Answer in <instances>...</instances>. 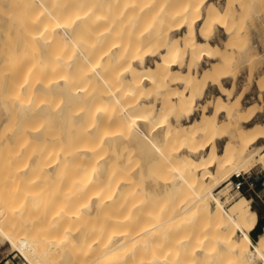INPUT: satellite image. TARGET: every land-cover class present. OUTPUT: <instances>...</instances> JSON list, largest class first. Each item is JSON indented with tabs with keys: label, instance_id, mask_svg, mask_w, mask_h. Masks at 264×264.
Instances as JSON below:
<instances>
[{
	"label": "bare ground",
	"instance_id": "1",
	"mask_svg": "<svg viewBox=\"0 0 264 264\" xmlns=\"http://www.w3.org/2000/svg\"><path fill=\"white\" fill-rule=\"evenodd\" d=\"M23 1L22 8L28 3L26 7L33 14H46L59 25L48 36L34 33L33 39L40 41L43 48L50 45L47 39H55L60 45V52L55 53L56 58L53 57L58 61L55 68V65L49 66L46 62V58H50L51 47L48 53L42 48L46 60H37V69L32 71V66H27L36 58L29 50L31 46L28 47L31 34L28 32V37L27 33L22 36L26 31L20 33L21 37L25 36V41L28 39L27 43L23 42L28 45L24 46L20 43L23 38L15 33L17 29L14 30L19 36L16 37L19 43L24 46L21 48L28 47L31 53L26 54L27 57L30 55L29 60L25 56L27 49H23V57L27 58L24 59L25 64L31 67V71L23 63L20 70L17 64L19 71H12L17 72L13 75L19 78L18 83L15 82L18 92L29 95L22 96L17 92V96L22 97L18 98L19 101L23 98L27 100L23 105L27 109L19 116V121L17 119L16 124L19 125L12 128L5 138L0 133V148H12L8 160L3 162L5 170L10 180H19L15 187L11 185L15 189L13 193L3 194V189L0 190V221L5 224V227H0L1 243L9 244L31 264H236L238 259L241 264H264V223H260L257 212L246 205L243 197L230 209H226L223 201L231 189L232 176L245 173L242 169L254 159H258L264 168V152H261L264 147H257L258 141L264 139V124L246 128L238 140L239 149H234L235 155L239 156H234L233 152L230 157L224 158L223 152L219 151L218 142L224 139L225 144L230 142V137L224 133V123L229 119L226 122L221 120V116L227 117L223 98L233 99L236 91V82L231 76H225L231 74V61H235L233 54H237L233 53L232 46L239 40V35L230 25L239 15L236 1L182 0V5L180 0L176 4L171 0L176 6L179 3L180 7L172 5L170 8L166 6L167 2L162 3L160 10L155 7L156 12L167 20L173 19L172 23L177 20L176 28L172 25L173 34L177 32V35L171 37L170 31L165 34L159 31L154 36L152 31L157 29L152 30V26L131 25L139 39L144 38L142 35L154 34L153 38L149 36L152 38L150 44L147 43L149 46L143 45L150 49H145L143 53L139 45L141 40L135 42L136 52L127 50L125 32L130 27L128 24L135 20L132 19L131 23L130 19L128 24L125 22L128 25L125 31L126 11L113 12L116 5L126 3V0H92L89 7H86L89 0ZM216 2L226 3V6L222 9L221 4ZM147 3L143 2L141 6L139 0L136 7L129 4L131 16L137 12L135 19L139 18L141 11L145 13L149 9ZM66 7H81L76 18L73 17L74 25L71 27L77 30L87 26V32L75 33V29L72 30L68 24L60 25L56 16L59 9L66 14ZM22 8L18 10L22 11ZM19 15L23 16L22 13ZM38 23L43 22L40 19ZM221 32L226 36L222 44H227L225 48L217 41ZM133 36L130 38H136ZM142 41L144 44L145 41ZM19 43L16 42V45ZM249 47L254 52V48ZM19 50L18 47L17 52ZM255 52L259 53L256 49ZM9 53H4L6 58H11ZM260 55L264 56L263 53ZM150 60L152 65L148 64ZM207 62L210 66L200 71V67ZM225 68H229V73L226 74ZM9 73L5 75L12 77ZM9 77L7 83L11 81ZM226 80L233 81L234 86L231 84L232 88H225L223 84ZM12 84L11 87L6 86L11 90L3 92L13 91ZM209 88L218 89L221 95L200 104ZM146 90L154 95H144ZM51 94L61 95L58 107L54 105L57 122H53V114L47 117L51 120L48 123L57 126L55 135L47 133L42 126H33V118H39L41 123V117L46 118L49 114L48 101L52 104L49 99H53ZM7 98L13 101L10 95ZM36 100L43 104H38ZM230 102L233 104L235 101L230 99ZM17 103L19 105L20 102ZM238 104L235 103V106ZM245 110L239 107L240 112ZM12 112L9 115H18L17 110ZM101 129L108 131L95 135ZM173 141H177V145L182 141L184 145L178 151L175 150L177 145L174 150L171 149L175 153L172 158H176H173L175 162L172 165L170 154H166L169 150L166 152L164 148ZM44 144L53 147L45 149ZM124 144L127 148L133 146L137 151L131 154L133 158L130 157V160L138 156L141 158L119 170L111 163L114 169L110 170L109 162L116 155L114 151H119L117 147ZM106 146L112 148L106 149L110 150L107 153L104 152ZM107 154L114 156L111 159ZM159 159L163 166L166 163L164 167L167 169L163 171L167 174L161 171L164 177L160 174V179H157L155 177L160 172L155 174V164ZM113 162L119 166V160ZM171 169L175 172L171 173ZM169 173L172 175L169 176ZM175 174L177 177H173ZM20 180L24 181L23 184ZM189 187L195 188L194 191ZM165 194L167 198L162 199L165 202L156 200V204H152V196L156 198L155 195ZM167 199H170L169 202ZM159 203L160 206L164 203L166 208L162 209L168 215L165 213L166 216H163L162 212L152 209L151 206L155 208ZM168 206H171L169 210ZM92 220L102 223L95 222L96 226Z\"/></svg>",
	"mask_w": 264,
	"mask_h": 264
},
{
	"label": "rangeland",
	"instance_id": "2",
	"mask_svg": "<svg viewBox=\"0 0 264 264\" xmlns=\"http://www.w3.org/2000/svg\"><path fill=\"white\" fill-rule=\"evenodd\" d=\"M19 1V2H18ZM27 1V0H26ZM29 1V0H28ZM27 1V2H28ZM85 1H87V0H85ZM85 1H84V3H85ZM94 1V0H93ZM93 1L92 0H89L88 2H86V7H89V6H91L92 5V3H93ZM134 1V2H133ZM137 2L139 1V0H136ZM135 0H126V3H125V1L121 4H119L118 6L116 5L115 7H114V10H113V12H114V14H116V13H119L120 12V10H122V9H124L126 12H125V21L123 22L124 23V25H126V27H125V31H126V29L128 28L127 26L128 25H130V27L132 28V26L134 25V26H137V25H140L141 27H148L147 25H149V27L150 26H152L153 28H152V30H154V29H157V31L155 32V31H152L153 33H155V35L154 34H150L149 33V35H142V36H144V38L142 37V38H137V35L136 34H134L135 33V29H133L134 30V32L132 31V29L129 27V29L125 32L126 33V37H125V40H126V42H127V50L128 51H132V52H136V49L135 48H137V43H135V42H138V41H140L141 40V44H139V45H141L140 47L142 48L140 51H141V53H143L144 51H145V49L147 50V49H150V47H147V45L149 46V44H150V38L151 37H149L150 35L152 36V38H153V35L154 36H156V34H158L157 32H159V31H161V32H164L163 34H165V32L167 33V31H170L169 33H170V36L171 37H174V36H176L177 35V32H176V34H173V33H175V30H174V27L176 28V26H177V24H178V22H177V20H174V22L172 23V21H173V19L170 21V20H167V19H165L164 17H160V15H159V13L158 12H156V11H158V10H160L161 9V7H162V3H164V2H167V4H166V6H168V8H170L172 5V7H174V5L177 3V1H179V0H173L174 1V3L170 0V3H172L171 5H170V3H169V0H140V4L142 3V5L141 6H143V2H148L147 4L149 5V9L145 12V13H143L142 11L140 12L142 15L141 16H139V18H136L135 19V16L136 17H138V15H134V14H137V12H134V13H132V16H131V13H130V11L132 10H130V7H128V6H130L129 4H131V6H133V5H135L134 7H136V5H137V2H136ZM176 1V2H175ZM181 1V3L180 4H184V3H182L183 1L182 0H180ZM186 1V0H185ZM184 1V2H185ZM189 0H187V2H188ZM236 1V2H235ZM243 1V0H242ZM250 1H252V2H250ZM0 56H3L4 58H2V57H0V133H1V135H2V137H3V134H4V138H5V135H7V134H9V131L12 129V128H15V126L17 125L16 124V121H17V119H18V121H19V116L24 112V111H26V107H24L23 105H26V101L27 100H25L24 98H23V102L20 100L19 101V97L20 98H22L21 96H17L18 94H20V95H22L23 93H21V92H18V88H17V85H15V82H17L18 83V75H16L17 77L15 78V76L13 75V74H17V72L16 73H13L14 71H19L20 70V68L21 67H23V66H21L22 65V63H23V65L25 66V67H27V66H29V64L32 66V71H35V69H37L36 68V63H38V62H40V61H43L44 59H45V55H44V53L43 52H47V50H48V48L49 47H51L49 50H51V51H49V59L48 58H46L47 59V65H49V66H54L55 65V68H56V64L58 63V61L56 60V59H54L53 60V57L54 58H56L57 56L55 55V53L56 52H60L58 49H59V47H60V45L59 44H57V40H55V39H52L51 41H50V39H47V41H49V47H42V45H41V42L40 41H36V40H34L33 39V36H34V33H44L45 34V36H48L49 35V32L50 31H52L53 29H56L57 27H59V25H57L56 24V22L53 20V18L51 17H48V16H46V14H41L40 13V15H37L35 12H34V14L35 15H37V16H35L34 14H33V11L32 10H30L29 9V7H26V5L28 6V3L27 2H25V6H24V8H22L23 7V0H0ZM91 2V3H90ZM131 2V3H130ZM156 2V3H155ZM234 2H235V4L237 5V7L240 9L239 10V12H238V14L239 15H236V20H232L231 21V27L235 30V34H237V35H239V40H236V42L234 43L235 45L234 46H232V50H233V53H237L236 55L235 54H233L234 55V59H235V61L234 60H232V57H231V59L230 60H232L231 61V67H232V72H231V74L229 73V68H227L228 70H226V68L224 69V71L226 72V74L227 73H229V74H227V75H225V76H231L232 78H233V80H234V82H236L237 84H236V91L233 93V95L232 96H241V98L242 99H244L245 98V96H248V98H247V103L246 104H244L245 106H249V104L250 103H254L255 105H256V107H257V111H260V110H263L264 111V56L262 55H260L259 53L257 54V52H255V49L256 50H258L259 48H261V45L262 44H264V32H263V29H264V26H263V24H264V4H262V3H264V0H246V2H242V3H238L239 1H237V0H234ZM248 2V3H247ZM19 3V4H18ZM83 3V4H84ZM186 3V2H185ZM216 3H218V4H221V8L222 9H224V7L226 6L225 4L226 3H224V5H223V3H219V2H216ZM2 4V5H1ZM4 4H6V5H4ZM8 4V5H7ZM127 4V5H126ZM180 4L178 3L177 4V6L176 7H180ZM240 4V5H239ZM4 5V6H3ZM16 5H19V7H20V9L22 8L23 10L22 11H19L18 9H19V7H17ZM85 5V4H84ZM88 5V6H87ZM154 5H156V6H154ZM179 5V6H178ZM181 5V6H182ZM249 5V6H248ZM10 6H11V8H10ZM2 7L4 8V7H6V8H4L3 10H2ZM7 7L8 8H10V9H7ZM13 7H15L14 9H13ZM16 7L18 8L17 10H16ZM26 7V8H25ZM120 7V8H119ZM158 9H156V8ZM248 7H249V9H248ZM76 8H77V10L78 9H80L81 7H66V9L64 10V11H66L67 13L66 14H63V13H65V12H63V10H61V9H59V12L57 13V16H56V18H57V21L60 23V25H67L68 27L70 26L71 27V25L73 24V20H74V18H76V13H78L79 11H81V9L80 10H76ZM133 8V7H132ZM135 9V8H134ZM15 10V11H14ZM75 10V11H74ZM83 10V9H82ZM261 10V11H260ZM9 11H10V13H9ZM17 11H19V13H17ZM24 12V13H23ZM205 12V11H204ZM12 13H14V14H12ZM22 13V15L23 16H21V15H19V14H21ZM258 13V14H257ZM18 16H17V15ZM69 14V15H68ZM156 14V15H155ZM13 15V16H12ZM14 15H16V16H14ZM44 15H45V17H44ZM71 15V16H70ZM76 15V16H75ZM126 15H127V17H126ZM130 15V16H129ZM157 15H159V17L157 16ZM205 15V14H204ZM257 15H261V17L259 18L258 17V19L260 20V23H259V20L257 19ZM61 16V17H60ZM63 16H65V17H63ZM70 16V17H69ZM144 16V17H143ZM146 16V17H145ZM32 17H34V18H32ZM44 17V18H43ZM66 18V20L65 19H63V18ZM67 17H69L68 19H67ZM74 17V18H73ZM140 17H142V18H140ZM159 19H158V18ZM250 17V18H249ZM60 18H62V21H61V19ZM163 18L164 19V22H163V19L161 20V19ZM29 19V20H28ZM36 19V20H35ZM38 19V20H37ZM40 19H41V22H43V23H38V22H40ZM46 21H45V20ZM73 19V20H72ZM131 19V20H130ZM132 19L133 20H135L133 23H132ZM157 19H158V21H157ZM45 22H44V21ZM129 20H130V22L132 23V24H128V23H130L129 22ZM146 20V21H145ZM154 20H155V22H154ZM143 21V22H142ZM162 21V22H161ZM170 21V22H169ZM30 22V23H29ZM128 24H126V23ZM154 22V23H153ZM168 22V23H167ZM90 23V22H89ZM136 23V24H135ZM175 23V24H174ZM18 24L21 26V27H19L18 26ZM33 24V25H32ZM144 24H147V25H144ZM156 24H159V25H156ZM162 24H164V25H162ZM167 24L168 25H170L171 24V26H167ZM9 25H10V27H9ZM16 25V26H15ZM29 25H31V26H29ZM41 25V26H40ZM74 25V24H73ZM73 25H72V27H73ZM89 25V24H88ZM132 25V26H131ZM155 25V26H154ZM167 27H166V26ZM172 25H174V27L172 26ZM176 25V26H175ZM23 26V27H22ZM33 26V27H32ZM133 26V27H134ZM159 27V29H158V27ZM164 26V27H163ZM9 27V28H8ZM14 27V28H13ZM17 27V28H16ZM19 27V28H18ZM25 27V28H24ZM31 27V28H30ZM55 27V28H54ZM71 27V28H72ZM165 28V29H163V28ZM261 27V28H260ZM4 28H6V29H4ZM26 28H27V30H26ZM85 28V29H84ZM143 28H142V31H144L143 30ZM161 28V29H160ZM168 28V29H167ZM172 29V30H169V29ZM238 28H241V30L239 31V29ZM10 29H12L13 30V32H11V30ZM15 29H17L16 31L17 32H15L14 30ZM21 29V31L19 32V30ZM23 29H25V30H23ZM74 29H75V33H80V34H83V32H85V30H86V32L88 31V28H87V26H83V28H80V29H78L77 28V30H78V32H77V30H76V27H74ZM73 28H72V30H74ZM131 29V30H130ZM167 29V30H166ZM7 30H9L8 31V33L6 32ZM30 30H31V32H30ZM174 30V31H173ZM246 30V31H245ZM24 31H26L25 33H22V32H24ZM173 31V32H172ZM17 33L19 36H20V38H23V40L21 39V41H20V43L22 42V44H23V42L25 43H27V41H28V39H27V41H25V39H24V37H21V35H20V33H22V36L23 35H25L26 33V36H28L29 34H31L30 36V38H29V40H30V42H31V45H30V42H29V45L28 44H23L24 46H27L28 45V47H30L31 46V48H29V50L32 52V54L34 53V55L33 56H36V58H34V60L32 61V63H30V61L28 62V65L26 66V62L24 61V59H25V57H23L24 56V52L25 51H27L26 53H25V56L27 57V55L26 54H31V53H29L30 51L28 50V47L27 48H25V49H27V50H25L24 48V52H23V49L21 48V46H23L22 44H20L19 43V39H17L16 37L18 36L17 34H15V33ZM19 32V33H18ZM28 32H29V34H28ZM131 32V33H130ZM133 32V33H132ZM151 32V31H150ZM151 32V33H152ZM11 33V34H10ZM33 33V34H32ZM160 33V32H159ZM130 34H132L131 36H133V35H135L136 36V38H132V39H135V40H137V41H134V40H132L130 37ZM173 34V35H172ZM179 34V33H178ZM251 34V35H250ZM19 36H18V38H19ZM148 36V37H147ZM29 37V36H28ZM134 37V36H133ZM32 38V39H31ZM151 38V39H152ZM142 39L145 41L144 42V44H143V41H142ZM224 39H226V36H219V38H218V44L220 45V46H222V47H226V43L224 44V45H222L223 43H224ZM45 41H46V39H45ZM44 40H43V42H45ZM56 41V42H55ZM148 41V42H147ZM228 41H229V39H228ZM16 42H18L19 44H17L16 45ZM152 42H156L155 40L153 41L152 40ZM221 42V43H220ZM231 42H232V40H231ZM263 42V43H262ZM135 43V44H134ZM140 43V42H139ZM147 43H149V44H147ZM228 43V42H227ZM134 44V45H133ZM145 44H147L146 46H144L143 47V45H145ZM153 44L154 43H152V49H153ZM251 46V47H253L254 49H253V51L255 52H252L251 50H250V47H249V45ZM41 45V46H40ZM58 45V47H56ZM136 45V46H135ZM23 46V47H24ZM46 46V45H45ZM47 46H48V44H47ZM132 46H134L133 48H132ZM17 47V48H16ZM18 47L20 48V50H19V52H17L18 51ZM155 47V46H154ZM16 48V50H14ZM44 49V51H43V49ZM47 48V49H46ZM131 48V49H130ZM32 49H33V51H32ZM55 49H56V51H55ZM229 49H231V46H230V48ZM237 49H238V52H237ZM21 50H22V52H23V54H22V52H21ZM46 50V51H45ZM58 50V51H57ZM143 50V51H142ZM250 50V51H249ZM5 51V52H4ZM10 51V53L9 54H11V58H10V56L9 57H7L6 58V53L7 52H9ZM29 51V52H28ZM43 51V52H42ZM243 51V52H242ZM6 54V55H4V53ZM50 52H51V54H50ZM36 53V54H35ZM246 54L247 53V55H245V56H243V54ZM3 54V55H2ZM256 54V55H255ZM52 57H51V56ZM56 56V57H55ZM258 56V57H257ZM30 57V55L27 57V58H29ZM32 57V56H31ZM47 57V56H46ZM262 57V58H261ZM27 58L25 59V60H27ZM253 58V59H252ZM1 59H3L4 60V62L1 60ZM7 59V61H5ZM23 59V60H22ZM31 58H29V60H30ZM45 59V60H46ZM245 59V60H244ZM37 60H38V62H37ZM44 60V61H45ZM53 60V61H52ZM56 60V61H55ZM55 61V62H54ZM3 62V63H2ZM54 62V63H53ZM57 62V63H56ZM153 61H148V64L149 65H152L153 63H152ZM249 62V63H248ZM262 62V63H261ZM2 63V64H1ZM26 63V64H25ZM244 63V64H243ZM17 64H19L18 65V67H19V70L17 69L18 67H17ZM233 65V66H232ZM208 66H210V64H209V62H207L206 64H204L203 65V67H200V71H202L201 70V68H207ZM13 67H15L14 68V70H12L13 69ZM17 67V68H16ZM16 69V70H15ZM27 69H28V71L30 70L31 71V67L29 68V67H27ZM13 71V72H12ZM10 72V73H9ZM11 72H12V74H11ZM6 73H9L10 75H13L12 77H11V81H13V79H15V81H13L14 83L12 84V82L11 81H8V83H7V80H8V78L7 77H9L8 76V74L7 75H5ZM32 73V72H31ZM248 73H250V74H248ZM9 77V78H10ZM222 77V76H221ZM262 77V78H261ZM6 81V82H3V81ZM5 84V85H4ZM9 84V85H8ZM10 84H12V85H14V86H12L14 89H15V91H14V89H13V91H10L9 93H5V92H3L4 90H7L8 91V89H7V87L8 86H10L11 87V85ZM4 85V86H3ZM7 86V87H6ZM200 86L201 87H203V85L200 83ZM234 86V85H233ZM6 87V88H5ZM226 87L227 88H230L231 87V84L230 83H227L226 84ZM2 88H3V90H2ZM12 89V88H11ZM11 89H9V90H11ZM197 89H199V88H197ZM13 92V93H12ZM17 92H18V94H17ZM148 92V93H147ZM198 93V92H197ZM16 95V97H15V95ZM151 94V91L150 90H146L145 92H144V95H146V96H148V95H150ZM152 94H153V92H152ZM151 94V95H152ZM8 95V96H7ZM9 95L13 98V101H12V99H11V101H10V99H8L7 97H9ZM12 95H14V96H12ZM52 95V94H51ZM154 95V94H153ZM152 95V96H153ZM218 95H221V93L218 91V90H216V89H211V90H209V92H208V94L206 95V97L204 98V99H206V100H204V99H202V101L200 100L199 101V103L201 102V103H206L207 101H210V100H212V99H214L216 96H218ZM1 96H4V97H1ZM6 96V97H5ZM22 96H29V95H27V94H23ZM53 96V99H52V97H51V99H49L51 102H52V104L48 101V104L50 105V112H49V114L46 116V118L45 117H41V123H40V120H39V118H33V123L35 124V125H33V126H37V127H41L42 126V128L43 129H45L46 131H47V133L49 132H52L51 133V135H55L56 134V130H57V126L55 125V124H50L51 123V120L49 121L48 119H47V117H49L50 115L52 116V114L54 115L55 113H53V112H56V110H55V108L56 107H58V104H59V102H60V97L59 96H61V95H59V94H54V95H52ZM45 97H47V96H45ZM209 97V98H208ZM4 98H5V100H4ZM44 98V97H43ZM48 98H49V96H48ZM38 99V98H37ZM41 98H39L38 100H40ZM46 99V98H45ZM209 99V100H208ZM226 99H228L227 98V96L226 97H224L223 98V103L226 105V107H225V115H227V117L226 116H221V120H223L224 122H226L228 119H229V121H227L226 122V124L224 123V133L228 136V137H230V142H228L227 144H225L224 142H222L221 144H219V151L222 153L223 152V154H222V156L224 157V158H228V157H230L231 155H232V153L234 154V156H236V155H238V154H236L235 155V151H236V149H239V148H237L238 146H239V144H240V142L238 141L239 140V138H241L242 136H243V134H244V132H245V130H246V127H244L243 125H244V123H248V121H249V119L250 120H252L250 117H253V115L255 114V111H252V110H250L249 109V112H250V114L247 116V118H243V113L246 111H242V112H240L239 111V107L240 106H242L243 107V105H242V103H241V101L239 100V99H236V100H234L235 102H233V104H232V102H230V99H231V101H233V99H232V97L230 98V99H228L227 100V102H226ZM3 100V101H2ZM38 100H36L37 102H38V104L40 103V101H38ZM238 100V101H237ZM10 103H9V102ZM15 101H16V103H15ZM35 101V100H34ZM43 102H44V99L42 100ZM46 101H47V99H46ZM45 101V103H47ZM206 101V102H205ZM3 102V103H2ZM5 102V103H4ZM7 102V103H6ZM14 102V103H13ZM17 102H20L19 103V105H18V103ZM36 102V103H37ZM43 102L42 103H40V105L41 104H43ZM239 103L238 105H236L235 106V103ZM12 103V104H11ZM29 103V102H28ZM36 103H34V104H36ZM44 103V104H45ZM200 103V104H201ZM228 103V104H227ZM231 103V104H230ZM2 104H4V105H2ZM17 104V105H16ZM37 104V105H38ZM7 105H9L8 107H7ZM12 105V109L11 108H9L10 106ZM56 107H55V106ZM19 106H21L20 108L21 109H19ZM36 106V105H35ZM15 107V108H14ZM217 107V105L216 106H214V108H216ZM201 107H199L198 109L199 110H201L200 109ZM17 110V113H18V115L16 116V118H13V116H14V114H13V116L12 115H9V114H11V110L13 111L12 113H14L16 110ZM9 110H10V112H9ZM15 110V111H14ZM58 110V109H57ZM198 113L200 112V111H197ZM6 114H8V115H6ZM57 114V113H56ZM199 115L200 114H198L197 115V117H199ZM10 118H9V117ZM14 116V117H15ZM56 116L57 115H54L53 117H54V121L53 122H55L56 120H55V118H56ZM8 117V118H7ZM18 117V118H17ZM7 118V119H6ZM4 119H6V120H4ZM15 121H14V120ZM53 119V118H52ZM243 119L245 120V122L243 121ZM4 120V121H3ZM257 121H259V122H261V123H264V116H261ZM1 122H5V129H3L4 127H2L3 126V123L1 124ZM7 122V123H6ZM48 122H50V123H48ZM52 122V123H53ZM57 122V121H56ZM244 122V123H243ZM251 122V121H250ZM228 123V124H227ZM42 124V125H41ZM19 125V124H18ZM17 125V126H18ZM20 125H23V123H20ZM52 125V126H51ZM53 125H55V126H53ZM8 126V127H7ZM2 127V128H1ZM53 127V128H52ZM227 128V129H226ZM1 129H3L2 131L3 132H1ZM107 130V129H106ZM108 131V130H107ZM107 131H105L104 129H101L98 133H96L95 135H97V134H100L101 135V133L102 134H105ZM97 136H99V135H97ZM179 141V140H178ZM175 142V143H174ZM246 142V141H245ZM244 141L242 142V143H245ZM173 143V144H172ZM181 143V144H180ZM241 143V144H242ZM49 144V143H48ZM48 144H44L43 146L45 147V149H48L49 147V145ZM171 144H172V147H168V146H171ZM171 144H169V145H166V147L164 148V151H168L166 154H170V156H169V158L171 159V164L173 165V158H175V157H173L172 158V156L175 154V153H173V151L172 150H174L177 146V148L175 149L176 151H178V150H180L181 148H182V145H184L183 144V142L181 141V142H179L178 143V145H177V141H173V142H171ZM48 145V146H47ZM51 145V144H50ZM53 145V144H52ZM125 145L126 144H124V146L122 147V146H118L117 148H118V150L119 151H121L120 153H119V151H114V153H116V155L114 156L113 154H112V156H114L113 157V159H112V156H111V154H107V157L109 156L113 161L115 160V161H117L118 162V160H119V166H117V165H115V162H109L110 161V158H109V165L112 163V164H114V167L116 166V168H118V170H119V168L120 169H123L124 167H125V165L127 164V163H131V161L133 162V163H135L137 160H138V158H141V157H139L138 156V158L136 157V156H134V158L136 157V159H132V160H130L129 158L131 157V158H133L132 156H131V154H136L137 153V151H135L136 149L135 148H133V146L131 147H129V148H132V149H129V148H127V147H125ZM154 145L156 146V144L154 143ZM177 145V146H176ZM181 145V146H180ZM225 145V146H224ZM127 146V145H126ZM155 146H153L154 148H155ZM245 146V145H244ZM243 146V147H244ZM1 147H4V146H1ZM48 147V148H47ZM53 146H51L50 148H52ZM109 148H110V146H108ZM157 147V146H156ZM38 148H40V147H38ZM49 148V149H50ZM109 148H107V146L105 147V150L106 149H109ZM114 148H115V146H114ZM113 148V149H114ZM116 148V149H117ZM153 148V149H154ZM170 148V149H169ZM174 148V149H173ZM179 148V149H178ZM233 148V149H232ZM3 149V150H2ZM54 149V148H53ZM112 148H110V150H111ZM133 149H134V151H133ZM167 149V150H166ZM172 149V150H171ZM234 149H235V151H234ZM2 150V151H1ZM104 150V152H106L107 153V151H110V150H106L105 151ZM115 150V149H114ZM155 150H156V148H155ZM171 150V151H170ZM240 150H244L243 148H241ZM11 151H12V148H10V147H7V146H5V148H0V190H2L3 189V194L4 193H13L14 192V190L15 189H12V186H14L15 187V185L17 184V183H19V180L17 181L16 180V182L15 181H13L12 180V178H11V180L9 179L10 177H8V172H7V170H5V169H7L6 168V166L4 165V161H6V160H8V156H9V154L11 153ZM133 151V152H132ZM158 151V150H157ZM175 151V152H176ZM132 152V153H131ZM136 152V153H135ZM170 152V153H169ZM172 152V153H171ZM238 152V151H237ZM241 152V151H240ZM245 152V151H244ZM243 152V153H244ZM109 153V152H108ZM117 154H118V156H117ZM133 154V155H134ZM172 155V156H171ZM243 155V154H242ZM239 156V155H238ZM241 157V156H240ZM114 158H117V160L116 159H114ZM119 158V159H118ZM236 158V157H235ZM239 158V157H238ZM161 159V158H160ZM160 159H159V161H160ZM176 159V158H175ZM133 160H135V162L133 161ZM157 160H158V158H157ZM140 161V160H139ZM141 161H142V159H141ZM158 161V162H159ZM161 161L162 162H164L165 161V159L163 160V159H161ZM159 162L160 164L158 165L156 162V164H155V168H156V171H154V173L156 174V175H158L157 173H159V175H158V177L156 176V175H154V176H156L155 178H159V176H160V174L162 175V177H164V175L163 174H167V173H165L164 171H165V168L166 167H164L165 166V164L166 163H164V166H163V163L162 162ZM116 162V163H117ZM175 162V161H174ZM117 163V164H118ZM132 163V164H133ZM111 164V165H112ZM3 165H4V167H3ZM110 165V166H111ZM175 165H176V163H175ZM174 165V166H175ZM164 169H163V168ZM258 167H261V163H260V161L258 160V159H254L253 161H251L250 162V164H247L246 165V167L245 168H243L242 169V171H245V172H248L251 168H255L254 170H257L256 168H258ZM113 170L114 168H113V166H111V168H110V170ZM167 169V168H166ZM173 169H175V167L173 168ZM164 170V171H163ZM169 170V169H168ZM116 171H117V169H116ZM163 172V174H162V172ZM172 171V169L170 170V172ZM2 172H4V173H2ZM7 172V173H6ZM120 171H118V173H119ZM173 173L175 172L174 170L172 171ZM171 172V173H172ZM235 172V171H234ZM236 172H238V171H236ZM116 173V172H115ZM171 173H169V176L170 175H172ZM3 174H7V176L5 177ZM117 174V173H116ZM152 175H153V173H152ZM173 177H177L176 176V174L173 176ZM186 177H188V175H187V173H186ZM7 178V179H6ZM160 179V178H159ZM9 180V181H8ZM188 180V179H187ZM231 181V180H230ZM12 182V183H11ZM15 182V183H14ZM20 182H21V180H20ZM23 180H22V184H23ZM6 183H9V184H6ZM228 183H230V182H228ZM228 183H227V185H228ZM21 184V185H22ZM3 185H5V186H3ZM7 185V186H6ZM12 185V186H11ZM11 186V187H10ZM10 187V188H9ZM230 188V190L226 193V195L223 197V201H224V203H225V207H226V209H230L232 206H234V204L235 203H237L241 198H242V196H241V193H238V192H234V190H233V186H232V184L229 186ZM2 188V189H1ZM9 190H8V189ZM190 189H192L191 187H189ZM6 189V190H5ZM189 189V190H190ZM193 189H195V188H193ZM192 189V190H193ZM223 189V187L220 189V190H218V191H216V193H218L219 191H221ZM192 190H190V192H192ZM6 191V192H5ZM194 191V190H193ZM2 192H0V194H2ZM234 195V196H233ZM238 195V196H237ZM159 197H157V195H155V197L156 198H153V196H152V198H151V200H152V204L153 203H155L156 204V200H157V202H163L164 200H162V199H166L167 198V196H166V194L165 195H158ZM166 196V197H165ZM240 196V197H239ZM161 197V198H160ZM168 197H171V196H168ZM229 197V198H228ZM173 198V197H172ZM170 198L171 200H172V202H173V199H176V198ZM234 198V199H233ZM169 199V200H170ZM230 200V201H228V200ZM169 200L167 199L166 201H168L169 202ZM234 200V201H233ZM153 201H155V202H153ZM165 202V201H164ZM171 202V203H172ZM174 202H175V200H174ZM171 203H168L167 205H170ZM227 203V204H226ZM246 203V202H245ZM151 204V205H152ZM162 204V203H161ZM164 204V203H163ZM161 205L160 206V203L159 204H157V205H155L154 207L155 208H153V206H151L152 207V209H154V211H156V212H162V215L163 216H166L165 215V213L166 212H163V209L164 208H166V206L165 205ZM231 204V205H230ZM154 205V204H153ZM247 205V204H246ZM163 206H165V207H163ZM248 206V205H247ZM255 206H258V205H255ZM149 207H150V204H149ZM150 207V208H151ZM161 207V208H160ZM169 207H171V206H168V210H169ZM147 208H148V206H147ZM146 208V209H147ZM163 208V209H162ZM162 210V211H161ZM167 214V213H166ZM169 214V213H168ZM167 214V215H168ZM259 221H260V223L262 224V223H264V213H262V214H260V218H259ZM92 222H94V223H92ZM92 224H94V225H96V223H100L101 221H96V220H92ZM96 222V223H95ZM0 223H1V221H0ZM3 223V222H2ZM0 224V227L1 228H3L1 225H5V224ZM102 223V222H101ZM96 226H98V225H96ZM5 227V226H4ZM2 241H1V239H0V264H31V263H29V262H27L24 258H23V256L22 255H20L16 250H13L11 247H10V245L8 244H5L4 242L3 243H1ZM5 244V245H4ZM236 261V264H241L240 263V261H239V259H238V261L237 260H235ZM53 263H54V260H53Z\"/></svg>",
	"mask_w": 264,
	"mask_h": 264
},
{
	"label": "crops",
	"instance_id": "3",
	"mask_svg": "<svg viewBox=\"0 0 264 264\" xmlns=\"http://www.w3.org/2000/svg\"><path fill=\"white\" fill-rule=\"evenodd\" d=\"M258 19V18H257ZM259 20V19H258ZM259 23H260V20H259ZM261 28V27H260ZM263 32H264V29H263ZM221 35H217V37L219 38V36H225V34L223 33V32H221L220 33ZM223 34V35H222ZM251 35V34H250ZM218 38H217V41H218ZM225 40V39H224ZM262 49V50H261ZM260 54H264V44H262V46H261V48H259L258 50H257ZM249 74V73H248ZM227 83H230V84H232L233 83V81H231V80H226L225 82H224V84H223V86L225 87V88H227L226 87V84ZM237 84V83H236ZM233 85V84H232ZM231 85V86H232ZM230 88H232V87H230ZM230 88H228V89H230ZM211 89H213V88H209V90H211ZM215 89V88H214ZM209 90H208V92H209ZM216 90H218V89H216ZM219 91V90H218ZM208 92H207V94H208ZM220 93H221V91H219ZM218 96H220V95H218ZM217 97V96H216ZM247 98H248V96H245V98L244 99H242L240 96L238 97V96H233V100H236V99H239L240 101H241V103H242V105H243V107L244 108H246L247 110L243 113V118L245 117V118H247V116L250 114V112H249V110L248 109H250V110H252V111H255V114L253 115V118H252V121L251 122H248V123H244L245 122V120L243 119V123H244V127H246V128H253V126H256L257 124H264V123H261V122H259V121H257L261 116H264V111L263 110H260V111H257V107H256V105L254 104V103H250L249 104V106H245L244 104H246L247 103ZM222 142H226V139H224L223 141H221V142H218V145L219 144H221ZM261 146H263L264 147V139H261V140H259L258 141V143H257V147H261ZM261 152H264V148H263V150L261 151ZM263 167H262V165H261V167H258V168H256L257 170H262V171H264V168L262 169ZM255 168H251L250 170H254ZM249 170V171H250ZM248 171V172H249ZM263 176H264V174H263ZM241 196L245 199V202H246V204L252 209V210H254L255 212H257V214H258V216H259V218H260V214H262V213H264V182L263 183H261V184H259L258 186H257V188L255 189V190H249V189H245L244 190V193L243 194H241ZM255 205H258V206H255Z\"/></svg>",
	"mask_w": 264,
	"mask_h": 264
},
{
	"label": "built area",
	"instance_id": "4",
	"mask_svg": "<svg viewBox=\"0 0 264 264\" xmlns=\"http://www.w3.org/2000/svg\"><path fill=\"white\" fill-rule=\"evenodd\" d=\"M264 171L250 170L243 174L232 176V188L234 191L243 194L245 189L255 190L257 186L264 182Z\"/></svg>",
	"mask_w": 264,
	"mask_h": 264
}]
</instances>
